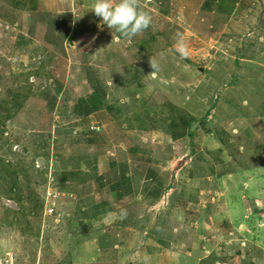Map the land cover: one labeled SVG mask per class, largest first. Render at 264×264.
I'll return each instance as SVG.
<instances>
[{
	"label": "rangeland",
	"instance_id": "obj_1",
	"mask_svg": "<svg viewBox=\"0 0 264 264\" xmlns=\"http://www.w3.org/2000/svg\"><path fill=\"white\" fill-rule=\"evenodd\" d=\"M197 1L136 0L151 23L125 39L91 10L94 0H0V264L8 258L6 237L28 224L25 240L21 234L13 237L11 257L22 254L25 264H34L39 250L50 252L54 234L46 232L38 246L36 233L44 217L65 209L56 182L68 169L64 142L53 134L58 126L52 123L66 98L74 96L75 102L90 90L87 77L73 88L86 68L103 77L105 93L94 96L99 104L119 106L124 119L139 129L170 134L176 138L174 150H187L178 135L187 132L185 120L194 118L188 128L194 139L187 134L189 154L169 166L186 168L173 184H186L188 194L177 192L172 208L160 212L158 203L155 211L160 217L191 218L192 233L201 229L203 240L194 249L197 240H191L190 256H175L172 264H249L254 259L255 244L229 243L234 227L223 217L231 200L243 204L240 214L256 217L244 219L245 225L254 222L259 228L264 222L258 218L264 219V22L260 18L253 30H234L232 24L229 30L216 29ZM255 1L263 11L264 0ZM255 17L248 16V22ZM244 19L232 23L239 26ZM177 32L185 37L187 57L175 50ZM198 164L206 174L196 171ZM177 198L180 212L174 208ZM50 206L58 215L47 212ZM38 217H43L39 223ZM41 225L51 231L60 227L49 219ZM241 227L236 226L237 236Z\"/></svg>",
	"mask_w": 264,
	"mask_h": 264
},
{
	"label": "crops",
	"instance_id": "obj_2",
	"mask_svg": "<svg viewBox=\"0 0 264 264\" xmlns=\"http://www.w3.org/2000/svg\"><path fill=\"white\" fill-rule=\"evenodd\" d=\"M196 4L205 6L201 14L211 15L216 29L229 30L232 28L227 25L232 24L234 30H253L260 18L261 23L264 22L260 1L198 0ZM252 6L257 11L252 12ZM202 7L199 6L198 12ZM248 16L251 19L256 16L253 24L248 22ZM234 18L245 19L239 26H234L237 22L232 23ZM263 48L264 44L262 51ZM85 72L76 75L73 88L82 82L83 77H87L90 79V90L76 98V103L71 102L72 96L66 104L61 103L62 112L55 116L52 123L58 126L52 132L64 142V159H67L68 165V169L60 171L61 179L56 182V190L64 195L61 204H64L65 209L58 212L60 215L57 213L56 217H44L42 221L47 223L49 219L60 226L55 231L41 228L40 223L36 233H40L38 241L41 244L38 242V246H43L46 232L54 235L50 252L44 255V251L39 250L40 255L34 264H164V261L172 264L175 256L178 258L183 253L190 256L189 249L200 248L202 244L201 229L195 230L196 234L192 233L191 218L181 216L184 214L179 215L181 217H160L164 207L172 208L171 200L177 192L182 195L186 191L188 194V188L182 187L186 184L180 185V181H176L177 186L173 184V180L180 178L179 173H183L186 168L177 166L172 170L169 167L177 157L180 159L188 153L187 134L180 137L183 145H186L183 148L187 150H174L172 143L176 138L172 139L170 134L164 133L163 138L153 130L135 127L137 124L124 119L119 106L101 105L95 100L93 92L98 90L100 96L105 93L103 77L95 69L86 68ZM163 141V145H160ZM167 142L173 146L169 150ZM217 153L221 156L220 151ZM211 170L215 172L213 167ZM196 171L201 175L206 174L202 164L197 165ZM179 200L178 204H174L177 212L182 209L177 207ZM158 203L162 206L159 215L155 211ZM225 204L229 206L230 212L227 217H223V221L227 224L229 221V227L235 228L229 233V243L233 241L234 245H239V240H242L245 248L247 243L255 244L252 249L256 256L249 264H264V231L261 229L264 222H259V228L254 222L245 225L244 219L254 220L256 217L247 211L240 214L243 206L240 202L229 200ZM39 218L43 217L36 218L38 223ZM258 218L264 221L261 214ZM26 222L31 223L32 219L30 221L28 217ZM29 226L25 229H29ZM236 226H242L239 236L235 231ZM25 229L23 232L13 229L10 238L6 237L4 249L8 258L2 264L26 263L25 255L21 254L19 259L11 257L13 250H16L13 237L17 238L21 234L23 240L24 235L30 233ZM205 230L209 232V229ZM195 239L197 246L190 247V241ZM41 254L44 256L41 257Z\"/></svg>",
	"mask_w": 264,
	"mask_h": 264
},
{
	"label": "clouds",
	"instance_id": "obj_3",
	"mask_svg": "<svg viewBox=\"0 0 264 264\" xmlns=\"http://www.w3.org/2000/svg\"><path fill=\"white\" fill-rule=\"evenodd\" d=\"M91 10L125 39L143 32L151 23L150 16L138 7L136 0H94ZM175 50L181 57L189 54L185 37L180 32L175 35Z\"/></svg>",
	"mask_w": 264,
	"mask_h": 264
},
{
	"label": "trees",
	"instance_id": "obj_4",
	"mask_svg": "<svg viewBox=\"0 0 264 264\" xmlns=\"http://www.w3.org/2000/svg\"><path fill=\"white\" fill-rule=\"evenodd\" d=\"M94 94H93V97L95 96V95H98V96H100L99 95V92H98V90H96V92H93ZM69 98V97H68ZM64 100V99H63ZM74 99H72V101H73ZM68 102V99L66 98V100L64 101V103H67ZM74 103V102H73ZM76 103V102H75ZM194 121V118H190V120H185V123H186V129H187V132H183L182 134H180V135H178V136H185L186 134H188V136H190V137H193V133L191 132V130H189L188 128L189 127H191V121ZM203 121H205L204 119H203ZM195 149H196V146L194 147ZM196 152V151H195Z\"/></svg>",
	"mask_w": 264,
	"mask_h": 264
},
{
	"label": "built area",
	"instance_id": "obj_5",
	"mask_svg": "<svg viewBox=\"0 0 264 264\" xmlns=\"http://www.w3.org/2000/svg\"><path fill=\"white\" fill-rule=\"evenodd\" d=\"M91 128H94V127H91ZM47 212L49 213V214H57V212H56V210H55V208L53 207V206H50V207H48L47 208ZM264 213V212H263ZM264 216V215H263Z\"/></svg>",
	"mask_w": 264,
	"mask_h": 264
}]
</instances>
